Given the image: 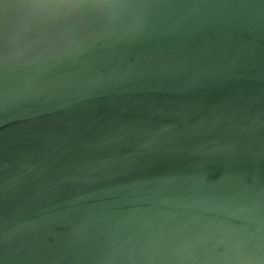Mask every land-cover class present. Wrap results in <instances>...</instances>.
Listing matches in <instances>:
<instances>
[{"label":"water","instance_id":"1","mask_svg":"<svg viewBox=\"0 0 264 264\" xmlns=\"http://www.w3.org/2000/svg\"><path fill=\"white\" fill-rule=\"evenodd\" d=\"M134 2L0 0V264H264V0Z\"/></svg>","mask_w":264,"mask_h":264},{"label":"clouds","instance_id":"2","mask_svg":"<svg viewBox=\"0 0 264 264\" xmlns=\"http://www.w3.org/2000/svg\"><path fill=\"white\" fill-rule=\"evenodd\" d=\"M21 11V23L26 30L33 22L47 23L54 18L60 21L71 17L79 19L82 16H90L102 22L104 31L114 30L122 18L128 20L127 30L134 31L140 22L141 8L134 0H23L19 5ZM76 41L70 29H59L56 38L48 45L53 51L73 52ZM27 49L20 48L14 53L17 60L27 55ZM35 58V57H33Z\"/></svg>","mask_w":264,"mask_h":264}]
</instances>
